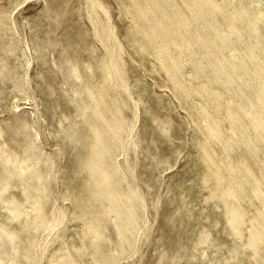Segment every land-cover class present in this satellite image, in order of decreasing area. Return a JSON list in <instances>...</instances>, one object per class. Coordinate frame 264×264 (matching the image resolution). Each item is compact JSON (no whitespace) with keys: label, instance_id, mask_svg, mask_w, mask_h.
<instances>
[{"label":"bare ground","instance_id":"6f19581e","mask_svg":"<svg viewBox=\"0 0 264 264\" xmlns=\"http://www.w3.org/2000/svg\"><path fill=\"white\" fill-rule=\"evenodd\" d=\"M117 2L131 23L129 32L134 38L135 52L151 56L152 68L164 73L172 100H181L186 112L193 115L198 133L192 139L196 148L193 176L202 183L213 204L220 207L213 221L222 219L223 227L234 235L228 247L233 254L231 260L235 258L238 264H264V18L263 10L253 9L259 2ZM85 3L89 9L87 21L103 51L95 54L97 48L91 49L97 63V80L93 79L95 72L90 68L79 74L80 62L67 54L62 56L69 73L63 74L61 88L64 96L75 102L72 108L75 114L61 112L63 118L74 117L73 123L64 127L63 135L79 133L78 141L83 148L74 157L75 165L80 167L72 175L73 191L77 194L72 212L91 245L102 233V221L111 220L121 238L117 247L121 252L132 246L139 219L142 220V200L133 163L129 165L125 158L121 163L116 161L114 152L127 151L135 144V140L126 144L123 138L132 129V124L126 123L124 110L127 100L136 106L142 96L131 94L128 89L124 61L115 55L116 36L97 12L99 9L106 14L107 7L102 0H85ZM2 47L6 51L11 49L3 43ZM8 66L0 59V74L7 72ZM187 67L191 71H186ZM11 74L12 80L18 79L14 73L5 77ZM190 76L193 81L188 80ZM145 110L155 126L166 132L169 116L165 112L163 118L155 116V111L147 106ZM11 123L15 124L14 129L4 135L0 128V207L6 211L0 217V264L4 262L2 258L10 257L13 249L26 257L24 264H35L40 253L34 250V245L44 238L39 229L62 225V217H56L54 210L47 208L54 170L34 135L26 133L27 118L14 114ZM127 170L132 173L131 179L122 174ZM124 184L129 186L127 191L122 190ZM12 186L18 188L21 198L16 197ZM93 200H99L95 208L84 206ZM252 201L256 202L254 206ZM170 204L174 216L188 208L186 201L172 200ZM9 218H21L23 225L19 230L12 229ZM27 230L32 240L18 247ZM193 230L196 235L190 238L183 235V242L180 236L176 238L184 250L200 240L216 243L214 238L200 234L201 229ZM82 250L76 249L77 253ZM63 254L60 259L67 264L78 261L70 250ZM114 257L104 264H117ZM5 262L20 264L11 257Z\"/></svg>","mask_w":264,"mask_h":264},{"label":"rangeland","instance_id":"374dc122","mask_svg":"<svg viewBox=\"0 0 264 264\" xmlns=\"http://www.w3.org/2000/svg\"><path fill=\"white\" fill-rule=\"evenodd\" d=\"M257 1L259 3L253 9L263 10L264 18V0ZM102 2L107 13L103 14L99 9L97 12L103 23L110 24L116 36L118 49L115 55L124 61V80L131 94L142 96L137 99L136 106L127 100L124 110L126 123L132 124V129L129 136L124 133L123 138L126 144L132 140L136 142L127 151L114 152L116 161L121 163L125 158L129 165L133 163L142 200V220L139 219L132 246H126L123 249L127 251L121 252L117 248L121 238L111 220L102 221V233L91 245L72 212L77 196L73 191L75 180L72 181V175L80 167L75 165L74 157L83 148L78 141L79 133L63 135L64 127H69L74 117L63 118L61 112L75 114L72 109L75 102L66 94L64 96L61 88L63 74L69 73L63 57L67 54L80 62L79 74L88 72L89 68L95 72L97 63L91 49L97 48V52L93 51L95 54L103 51L87 21L89 9L85 0H0V59L9 65L8 71L0 74V128L2 135L12 131L14 114L27 118L26 133L34 135L36 143L52 161L54 177L48 182L47 208L51 207L56 217H62L61 226L39 229L44 240L34 245V250L40 253L35 264H67L60 259L66 250L78 259L76 264H104L113 256L118 260L117 264H238L235 258L231 260L233 254L228 249L234 235L223 227L222 219L213 221L220 207L213 204L212 198L207 197V190L193 176L196 148L192 139L198 133L192 113L186 112L181 100H172L164 73L157 67L152 68L151 56L135 52L134 38L129 32L131 23L117 0ZM2 43L11 49L6 51ZM188 70L191 71L190 67ZM9 73L16 74L18 79L12 80L13 74L5 77ZM96 76L95 72L94 80H97ZM192 78L190 76L188 80L193 81ZM119 94L125 97L124 93ZM146 106L155 111V116L163 118L164 112L169 116L171 127L166 132L155 126ZM159 157L161 160L157 159ZM122 174L131 179L129 170ZM123 187L126 191L129 188L128 184ZM12 188L17 192L16 197L21 198L18 188ZM172 200L186 201L188 208L183 214L174 216ZM98 201L84 203V206L95 208ZM251 203L252 206L256 204L255 201ZM4 213L6 211L0 207V217ZM9 223L15 230L23 225L21 218H9ZM194 228L201 229L200 234L214 238L216 243L200 240L194 247L184 250L176 238L180 236L183 242V235L187 238L195 236ZM22 238L18 247L32 240L30 230L24 232ZM81 248L85 251L77 253L76 249ZM8 256L12 260L16 258L20 264L27 260L18 255L16 249ZM10 257L2 258L3 264H7L5 261Z\"/></svg>","mask_w":264,"mask_h":264}]
</instances>
